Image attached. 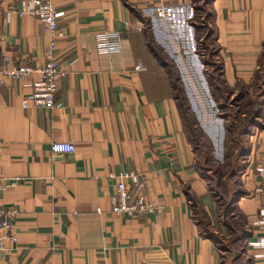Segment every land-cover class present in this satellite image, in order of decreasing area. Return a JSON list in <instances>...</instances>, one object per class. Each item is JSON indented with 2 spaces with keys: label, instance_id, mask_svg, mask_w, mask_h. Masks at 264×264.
<instances>
[{
  "label": "crops",
  "instance_id": "crops-1",
  "mask_svg": "<svg viewBox=\"0 0 264 264\" xmlns=\"http://www.w3.org/2000/svg\"><path fill=\"white\" fill-rule=\"evenodd\" d=\"M24 1L0 0V176L9 184L0 206L19 209L0 264H229L223 254L236 245L234 262L264 264V245L254 243L264 239L260 178L246 169L241 194L219 213L172 70L210 97L212 66L231 87L251 85L262 67L264 0H54L65 33L54 50L46 25L18 13ZM103 30L117 35L111 53L97 50ZM51 55L63 66L54 105L24 108L38 74L17 80L4 67ZM185 69L195 78L185 81ZM262 121L251 136L258 155ZM55 141L76 151L54 153ZM121 172L146 175L154 213H112Z\"/></svg>",
  "mask_w": 264,
  "mask_h": 264
},
{
  "label": "rangeland",
  "instance_id": "rangeland-1",
  "mask_svg": "<svg viewBox=\"0 0 264 264\" xmlns=\"http://www.w3.org/2000/svg\"><path fill=\"white\" fill-rule=\"evenodd\" d=\"M198 10L199 14H205V10L200 7ZM205 44H202V49L199 46L200 52L202 55L209 54L206 59L211 61L210 47ZM172 70L177 79L175 87L179 103L187 115L184 119L185 130L195 148L197 166L213 191L218 211L222 214L228 202L241 194L238 190L241 186L240 175L246 169L254 172L257 158L264 152L263 148L258 155L257 151L252 150L251 143V136L255 135L253 130L256 126H262L264 120V58L254 81L244 87H231L224 82L222 71L212 66L207 71L208 78H211L212 97L197 87L198 84H189L190 88L182 84L179 71L176 68ZM190 72L193 74L192 70H183L185 81L187 75L195 78ZM189 90H194L192 95ZM240 249L241 245H236L231 252L223 254L227 263L243 264L234 262L241 253Z\"/></svg>",
  "mask_w": 264,
  "mask_h": 264
},
{
  "label": "built area",
  "instance_id": "built-area-1",
  "mask_svg": "<svg viewBox=\"0 0 264 264\" xmlns=\"http://www.w3.org/2000/svg\"><path fill=\"white\" fill-rule=\"evenodd\" d=\"M21 15H36L45 25L49 36V47L54 50L57 40L65 35L60 29L59 23L62 13L58 12L54 0H25L22 8L18 11ZM160 16L165 15L163 9L158 11ZM96 46L99 53H111L119 47L117 35L106 30L96 34ZM5 61H11V57L5 56ZM138 70L144 69L142 65H137ZM63 73L61 61L51 55V57L40 65L19 64L4 67L3 74L17 80L30 79L34 74L38 78L32 80V91L24 99L23 107L51 108L54 105V97L59 89L60 77ZM54 153H74L76 146L68 141H55L52 143ZM254 172L260 178L258 193L262 198L261 207L255 221L264 226V152L257 158ZM115 192L111 198L112 213L115 215L136 216L144 213H154L159 207L154 201H150L145 189L148 185V178L144 174L133 172H121L114 175ZM9 188V184L0 176V193H4ZM19 215V209L15 205L0 206V251L6 250L5 242L14 240L15 221ZM257 245H264V239L254 242Z\"/></svg>",
  "mask_w": 264,
  "mask_h": 264
},
{
  "label": "trees",
  "instance_id": "trees-1",
  "mask_svg": "<svg viewBox=\"0 0 264 264\" xmlns=\"http://www.w3.org/2000/svg\"><path fill=\"white\" fill-rule=\"evenodd\" d=\"M263 58H264V53H263Z\"/></svg>",
  "mask_w": 264,
  "mask_h": 264
},
{
  "label": "water",
  "instance_id": "water-1",
  "mask_svg": "<svg viewBox=\"0 0 264 264\" xmlns=\"http://www.w3.org/2000/svg\"><path fill=\"white\" fill-rule=\"evenodd\" d=\"M229 205H230V204H229ZM229 205H228V206H229Z\"/></svg>",
  "mask_w": 264,
  "mask_h": 264
}]
</instances>
